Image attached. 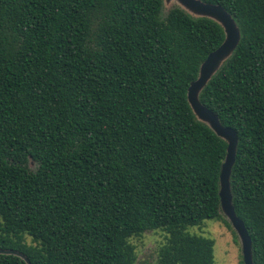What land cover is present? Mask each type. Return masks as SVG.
<instances>
[{
  "label": "trees",
  "instance_id": "trees-1",
  "mask_svg": "<svg viewBox=\"0 0 264 264\" xmlns=\"http://www.w3.org/2000/svg\"><path fill=\"white\" fill-rule=\"evenodd\" d=\"M202 1L241 31L200 100L238 132L233 204L264 264V0ZM225 37L164 0H0V248L32 264H136L131 239L163 230L157 264H215V239L190 228L230 227L228 144L188 89Z\"/></svg>",
  "mask_w": 264,
  "mask_h": 264
},
{
  "label": "water",
  "instance_id": "water-1",
  "mask_svg": "<svg viewBox=\"0 0 264 264\" xmlns=\"http://www.w3.org/2000/svg\"><path fill=\"white\" fill-rule=\"evenodd\" d=\"M170 1H176V5L195 17H208L217 21L223 26L226 34L224 42L202 63L198 78L191 83L188 89V100L198 119L207 123L228 144L220 174L221 209L241 240L244 264H255L252 238L245 221L236 213L231 190V174L239 144L238 132L232 127L224 126L219 116L200 100V92L237 48L241 39V31L233 16L220 4L207 3L202 0H164V2ZM0 254H15L22 257L28 264H32L30 259L20 251L0 248Z\"/></svg>",
  "mask_w": 264,
  "mask_h": 264
},
{
  "label": "rangeland",
  "instance_id": "rangeland-1",
  "mask_svg": "<svg viewBox=\"0 0 264 264\" xmlns=\"http://www.w3.org/2000/svg\"><path fill=\"white\" fill-rule=\"evenodd\" d=\"M176 4V1L165 2V9L169 10ZM34 165L32 162V166ZM225 218L230 227L220 220H207L202 226L190 228V231L215 239V264H240L243 259L241 240L232 223L226 216ZM166 237L167 233L163 230H150L141 237L132 238L138 254L136 264H157L159 249L166 242ZM27 241L32 242L29 236Z\"/></svg>",
  "mask_w": 264,
  "mask_h": 264
}]
</instances>
